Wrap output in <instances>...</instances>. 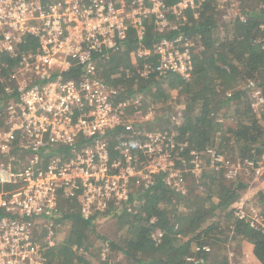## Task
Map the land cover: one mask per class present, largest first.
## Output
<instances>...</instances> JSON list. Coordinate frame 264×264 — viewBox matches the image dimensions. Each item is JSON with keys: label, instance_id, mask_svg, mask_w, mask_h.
I'll return each instance as SVG.
<instances>
[{"label": "built area", "instance_id": "1", "mask_svg": "<svg viewBox=\"0 0 264 264\" xmlns=\"http://www.w3.org/2000/svg\"><path fill=\"white\" fill-rule=\"evenodd\" d=\"M204 3L219 10L222 19L245 22L248 7L259 2L0 0V71L6 69L0 82L8 95L0 102V264H48V251L61 242L65 229L66 219H58L61 201H77L80 217L93 224L111 207L133 211L136 196L159 176L184 195L188 174L211 170L228 180L249 177V188L263 175L264 154L241 160L213 146L182 154L187 144L176 139L183 120L179 106L156 126L158 116L154 108L144 109L141 91L131 93L100 75L134 33L138 45L128 53L134 72L145 79L174 72L188 80L194 39L183 32L164 33L187 23L189 12L196 17ZM149 21L161 36L145 46ZM8 59L15 60L13 65ZM118 71L130 74L123 66ZM247 87L250 106L259 110L261 90L250 79ZM21 151L29 154L22 158ZM247 201L245 196L233 205L234 220L264 232V214ZM162 234L155 227L150 236L158 243ZM97 250L93 257L101 264L115 261L109 241H101ZM192 251L184 257L186 264H206L212 248L194 244ZM232 254L227 253L229 264H262L251 250L240 262Z\"/></svg>", "mask_w": 264, "mask_h": 264}, {"label": "trees", "instance_id": "2", "mask_svg": "<svg viewBox=\"0 0 264 264\" xmlns=\"http://www.w3.org/2000/svg\"><path fill=\"white\" fill-rule=\"evenodd\" d=\"M258 2L248 7L245 22L238 18L222 19L219 10L204 3L197 9L196 17L189 12L187 23L164 33L171 37L183 32L194 39L193 69L188 80L174 72L151 73L147 79L134 72L128 55L138 45L134 33L128 34L123 52L111 54L100 75L106 82L127 87L131 93L148 92L155 101L168 97L166 89L181 93L179 107L183 120L176 139L187 144L182 154L187 155L192 149L203 152L207 146H213L233 158L259 159L264 154V103L259 110H253L246 94L250 79L264 96V0ZM160 36L149 21L142 44L150 46ZM22 48L26 49L27 44ZM8 62L13 65L15 60L8 59ZM121 66L130 68L132 75L118 73ZM5 72L2 68L0 75ZM115 74L118 76L112 79ZM237 77L243 86L230 89L227 79ZM133 85L135 88L130 89ZM6 98L8 95L0 82V102ZM225 116L235 124H222L219 117ZM109 136L114 139V134ZM229 143L233 145V153L227 146ZM78 147L76 143L74 148ZM61 151L66 153L69 149L62 147ZM223 181L221 173L206 170L191 180L187 193L182 195L174 193L159 176L156 184L136 196L137 206L133 211L111 207L101 215L115 219L114 237L109 239L111 251L124 255L129 264H186L184 257L193 253L194 244H208L213 252L214 247L222 246L217 236L222 230L220 217L212 220L211 212L226 211L238 192L248 187L250 179L236 178L227 185ZM74 207H78L77 201L67 203L68 210L58 218L71 220L70 231L48 251V264H94L78 253L79 248L88 249L85 233L94 223L84 221ZM152 218L154 223L150 222ZM155 227L163 232L158 243L150 236ZM230 228L232 238L251 243L253 255L264 264V232L250 227L244 220L235 221ZM213 255L217 258L214 264H228L227 254ZM209 257L206 264H211V261L207 263Z\"/></svg>", "mask_w": 264, "mask_h": 264}, {"label": "rangeland", "instance_id": "3", "mask_svg": "<svg viewBox=\"0 0 264 264\" xmlns=\"http://www.w3.org/2000/svg\"><path fill=\"white\" fill-rule=\"evenodd\" d=\"M130 75H132V74H130ZM227 82H228V87L230 89L233 86L234 87H242L243 86V82L238 77L235 79H231V80L227 79ZM233 83H235V84H233ZM166 91H167L168 97L165 98V100H159V101H155L153 99V97L151 96V94H149L148 92L147 93L142 92L143 96L145 95L144 109L152 107V108H154L155 114H157V116H158V118H156V126L164 124V120L167 119L166 118L167 114H170L172 110L177 109L179 104H180V101L182 99L181 93L172 91L170 89H166ZM219 120L222 122V124H224L226 126L235 124V122H233L231 118L226 119V116L225 117H219ZM179 132H180V130H179ZM230 144L231 143L227 144V146L229 147V149L231 151V149H233V145L231 144L232 145L231 146ZM233 152L231 151L230 153H233ZM28 154L29 153L26 151L19 152V155L22 158L27 157ZM0 162H3V158L0 159ZM20 166H22V165H20ZM206 174H207V172H206ZM195 178H198V177L193 175V174H188L187 175L188 184L191 185V180H195ZM241 178L246 181V177L242 176ZM224 179H225V181H223V182L226 185L229 184L228 181H231V180L226 179L225 177H224ZM252 184H254V185H252L250 188L246 187V188L241 189L238 192L237 197L233 198L230 201L229 205H227L226 211L216 209V210L211 212L210 217L213 215L211 217L212 220L215 219V216L217 218L220 217V219H219L220 220V223H219L220 228L219 229L222 230V233H220L219 231L217 232V236H219V241L221 242L222 246L218 247L215 245L216 247H214L213 252L212 251L210 252L209 258H210L211 264H214V262L217 259L216 257L213 258V256H215L213 254H216V256L218 255L219 257H222L223 255H226L229 251H231L233 253L232 255H234V257L236 255L235 258L239 259L242 256V253L244 251L249 250L248 248L243 247L244 245H242L241 240L232 238V232L230 231L231 230L230 227L235 222L233 215L231 214L233 205L237 201H239L240 198H242V197L246 196V198L248 200L246 203L253 205V206H256V207H260V210L263 213V211H264V176L257 178ZM214 189L216 190V188H214ZM60 204H61V208H62L63 213H65L68 210L67 203L61 201ZM74 209H75V207L73 208V210ZM76 209L78 210V207H76ZM106 217L99 215V217L96 218L94 221L93 228L87 230V232L85 233V243L87 244L88 249L84 248L83 250L89 251V254H90V256H88V257L85 256V258L94 264H101L98 259H95L93 257V255L95 253H97V251H98L97 248L99 247L101 241H104L106 239L108 241L110 238L114 237V231L116 229L115 219L108 217V216H106ZM70 225H71V220L66 219V222L64 223L65 229H63V233L65 230V234H63L64 236H62V240H64V238L66 237V235L70 231ZM109 242H110V240H109ZM78 253L83 254L81 251H78ZM112 253L116 256H115V261L111 262L110 264H129V262H130L129 259H127L124 255H121L120 253H117L115 251H112ZM252 263L254 264V262H252Z\"/></svg>", "mask_w": 264, "mask_h": 264}, {"label": "crops", "instance_id": "4", "mask_svg": "<svg viewBox=\"0 0 264 264\" xmlns=\"http://www.w3.org/2000/svg\"><path fill=\"white\" fill-rule=\"evenodd\" d=\"M258 187V186H257ZM242 245H244L243 247L245 248H248L249 250H251L252 251V244L251 243H249L248 241H246V240H243L242 242ZM243 248V249H244ZM248 250V251H249ZM235 257H236V255H235ZM234 257V255H233V259H234V262H240V260H241V258H239V259H236ZM209 261H210V258H208V261H207V263H209ZM227 262H228V264H229V259H228V257H227Z\"/></svg>", "mask_w": 264, "mask_h": 264}]
</instances>
